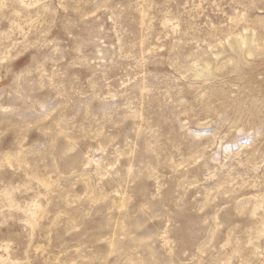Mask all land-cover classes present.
<instances>
[{
  "label": "rangeland",
  "instance_id": "374dc122",
  "mask_svg": "<svg viewBox=\"0 0 264 264\" xmlns=\"http://www.w3.org/2000/svg\"><path fill=\"white\" fill-rule=\"evenodd\" d=\"M0 264H264V0H0Z\"/></svg>",
  "mask_w": 264,
  "mask_h": 264
}]
</instances>
